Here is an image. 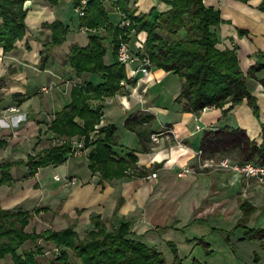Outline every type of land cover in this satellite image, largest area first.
<instances>
[{"label":"crops","instance_id":"0c3cea01","mask_svg":"<svg viewBox=\"0 0 264 264\" xmlns=\"http://www.w3.org/2000/svg\"><path fill=\"white\" fill-rule=\"evenodd\" d=\"M130 1L132 7L138 8L137 12L152 9V17L168 8L161 0ZM263 1L205 0L221 11L223 21L216 28L219 46H236L245 73L255 63L264 62V57L258 55L259 51H264V10L259 8ZM25 6L28 7L27 23L34 35L29 40L30 48L24 41L11 51L5 52L0 46V77H5L1 89L3 100L0 102V164L26 159L29 154L55 143L52 139L56 134L49 129L55 112L69 103L74 83L93 78L91 73L78 76L73 67L65 62V54L73 43H88L87 30L80 25L73 0H58L56 4L51 0H27ZM55 19L68 25L69 31L66 40L54 47L53 58L41 68L42 42L38 38L45 37L51 30L44 29L43 35L39 31L43 21ZM239 29L247 32L241 34ZM146 36V32H141L129 42L138 46L144 43ZM106 56V62L113 61L112 50ZM135 66L126 65L130 89L123 88L105 99L101 125L109 122L117 125L119 144L115 145V149L124 156L139 141L137 132L125 124L129 115H153L146 125L155 132L165 127L172 129V142L163 138L156 143L150 138L145 141L148 149L136 152L137 170H148L147 174L102 179L99 171L90 168V147H86L81 154L68 157L60 164L41 166L35 173H30L29 166L24 163L14 164L10 169L12 182H0V205L3 208L23 207L34 218L48 215V226L44 229L56 225V229H60L72 223L81 236L94 229L93 214H100L108 225L119 226L129 221L132 237L162 251L160 247L167 239L164 234L174 228V223L175 228L207 223L208 230L204 236L225 229L215 225L220 221L228 225L224 231H242L240 226L239 230L236 227L243 214L241 204L247 201L255 207L249 214L248 225L262 230L259 234L264 236V185L245 179L230 169L204 166L203 162L207 160L219 161L223 157L215 159L217 153L209 154L200 149L203 132L215 127H240L252 139L263 140L264 67L256 77L248 78V86L257 97L259 120L247 100L226 114L222 108L215 106H207L200 112L185 110L183 103L176 100L181 86L172 93L153 92L154 87L165 79L171 80L172 71L152 65L147 77L135 74ZM43 85L51 86V89L42 92ZM146 86L148 91L142 93L141 100L137 92ZM15 92L21 93V97H15ZM230 105L231 102L227 103L225 108ZM199 150L202 152L199 153ZM186 166H191L192 172L179 175V170ZM154 171L156 176L152 175ZM55 174H60L62 179H56ZM73 176L77 178L76 182H68L67 178ZM184 214L188 215L186 222L182 219ZM244 236L239 234L236 240L243 242L244 238H248ZM194 238L198 237L191 239ZM194 243L196 241L190 244L191 251L196 247ZM50 246L44 254L38 255L44 264H83L73 256L71 248H66L69 254L67 263L57 260L60 250L53 244ZM47 251H53L52 257L42 259ZM259 258L262 255L255 256L256 260Z\"/></svg>","mask_w":264,"mask_h":264},{"label":"trees","instance_id":"16d2710c","mask_svg":"<svg viewBox=\"0 0 264 264\" xmlns=\"http://www.w3.org/2000/svg\"><path fill=\"white\" fill-rule=\"evenodd\" d=\"M27 0H0V46L4 51H11L21 41L30 48L32 35L28 23ZM58 0H51L56 4ZM168 8L152 17L149 12H139L131 6L130 0H88L85 14L80 16V25L87 28L88 43H73L65 54L78 76L84 73H96L100 81L86 79L72 85L70 101L61 110L55 112L49 129L58 139L48 147L29 154L26 159L7 161L0 164L2 177L0 182H12L10 169L14 164H26L30 173L39 167L63 163L69 156L74 140L84 139L90 168L99 171L102 179H113L125 175H146L148 170L138 171L137 151L147 150L145 141L151 138L146 124L153 119L151 114H131L125 124L135 130L139 141L121 155L115 149L119 144L117 125L109 122L101 125L104 114V101L119 93L123 88L122 81L128 80L126 65L117 58V49L121 41H130L141 32H146L144 49H134L141 56L147 55L152 65L178 74L183 82L181 92L176 98L183 103L185 110L200 112L207 106L220 107L228 113L244 100L259 116L257 97L248 86V78L256 77L263 69L264 62L255 63L245 73L241 68L236 46L222 48L216 28L223 21L221 11L205 0H161ZM81 0H73L74 6ZM264 10V1L259 5ZM122 18L113 22V14ZM124 18V19H123ZM126 20L129 23H124ZM51 32L38 39L42 42L40 66L53 58V49L67 38L69 26L62 20L43 21L40 34L44 29ZM247 31L239 29L243 34ZM110 41L113 61L106 62ZM264 57V51L258 52ZM5 77H0V91ZM264 81V79H263ZM15 97L21 93L15 92ZM3 100L0 95V102ZM231 102L228 108L225 105ZM138 124V125H137ZM262 142L252 139L243 128L231 126L215 127L203 132L200 149L209 154L225 153L236 149L241 152V161L254 160L264 163V122ZM243 217L238 226H246V217L255 210L250 203L243 201ZM39 211V209H37ZM32 213L23 207L3 208L0 205V263L11 256L13 264H44L38 255L46 251L45 243H51L60 251L56 259L67 263L69 254L66 248L73 250V256L83 264H168L162 251L146 242L132 237L129 221L119 226L108 225L100 214L91 216L94 229L81 236L74 224L56 229L47 228L41 231L27 230ZM246 237H257L260 229L249 228ZM244 236V237H245ZM202 241V240H200ZM31 246H26L28 243ZM176 254L174 263L180 260L178 249L170 242ZM193 264H203L195 260Z\"/></svg>","mask_w":264,"mask_h":264},{"label":"rangeland","instance_id":"374dc122","mask_svg":"<svg viewBox=\"0 0 264 264\" xmlns=\"http://www.w3.org/2000/svg\"><path fill=\"white\" fill-rule=\"evenodd\" d=\"M74 10H75V6H74ZM138 13L139 12H136V14ZM112 18H113L112 19L113 22H115V21H119L120 18H122V16L120 14L115 13L113 14ZM107 44L109 45L108 52H107L108 54L111 52V44L109 40H107ZM130 44L133 45L132 43ZM132 47H134L135 50L139 49L137 46H134V45ZM91 75L93 77L92 78L93 80L95 81L101 80V76L99 74L92 73ZM170 76L172 77L171 80L165 79L162 84H158V86L154 87L153 92L156 91L158 93H172L174 89L179 88V86H181L182 88V78L174 72L170 73ZM36 79L37 78H35V80ZM147 91H148V87L146 86L145 88H142L141 91L137 93H140V92L146 93ZM1 93L2 92L0 91V95ZM255 116L260 120V115L257 116L255 114ZM52 140L56 141L55 138H53ZM261 142H258V143H261ZM216 155L217 157L215 159H218L219 157H228L232 161H241V152L236 149L226 151L225 153H217ZM187 167H189L191 169L190 172H192L193 168L191 166H187ZM209 167H216V166H209ZM42 216L43 218H40V219L34 218L32 216L31 222L27 226V229L29 231H32V230L41 231L42 229L46 228L48 226L47 220L49 219V216L48 215L47 216L42 215ZM187 216L188 215L186 214L182 216L183 222L187 221L188 219ZM242 217H243V214L241 215V218ZM249 218L250 216L248 215L246 217V222H245L246 226H242V225L240 226V229L242 231H236V233H234V231L230 233L228 231H224V230H227L228 225L227 223H223L222 221H220L218 223H215V225L217 224V226H220L225 229H222L220 231L215 230L216 233H214V235L208 234L206 236H204V234H207L206 233L208 230L206 229L207 223L206 225H204L203 222L202 223L199 222L198 224H195V225L185 224L184 226L182 227L180 226L179 228H175V223H174V228H172L171 231H167L166 234H164L165 235L164 237L167 239H164L165 241H163L160 249L162 250L168 264H193L195 260H198L202 262L203 264H261L264 261V246H263L264 236L261 237L260 236L261 234H259L257 237L244 238L246 240H244L243 242H238V240H236L237 237H239V234L244 235L245 234L244 230L251 228L248 225ZM237 223L238 221L236 222V224ZM57 227L58 225L54 226V228H57ZM236 228L239 230V226ZM194 236H197L198 238L191 239ZM169 239L173 240L176 247H178V250H179L178 255L180 257V260L177 263H174L176 254L171 246V243H170L171 241H168ZM209 240H211L210 244L208 243ZM192 241H196V243H194V245H196L194 251H191L190 244ZM31 245L32 243L29 242L26 246H31ZM50 245L46 243V248L50 249L51 248ZM52 252L53 251H47L46 254L42 257V259H44L45 257L47 258L52 257L51 256ZM259 255H262V258H259L256 260L255 256H259ZM0 264H13L11 256H8L5 259H3ZM57 264H60V263H57Z\"/></svg>","mask_w":264,"mask_h":264},{"label":"built area","instance_id":"2783aa9c","mask_svg":"<svg viewBox=\"0 0 264 264\" xmlns=\"http://www.w3.org/2000/svg\"><path fill=\"white\" fill-rule=\"evenodd\" d=\"M88 0H81V2L78 5H75V10L79 14V16H82L85 14V8L87 5ZM124 23H129V21H125ZM85 30H87L86 27H83ZM139 49L144 48V43L141 42L138 46ZM117 58L118 60L125 64V65H132L135 64L134 73H141L145 76L150 75V69L152 66V61L150 58L145 55L141 56L137 51H133L131 49L130 43L128 41H121L118 49H117ZM122 84L124 86L125 90L130 89V85L128 84L127 80H123ZM51 89V86L43 85L40 89L42 92H48ZM133 93V92H131ZM137 96L139 99L143 100V94L142 92L137 93ZM13 109H16L14 107ZM197 128L199 129L200 126L198 125ZM172 129L170 127H165L162 131L152 132L151 138L154 142L159 143L161 139H165L166 141H171L172 139ZM56 139V138H55ZM58 141V139H56ZM85 141L84 139L81 140H74L73 141V147L71 151L68 153V156H74L81 154L82 151L85 149ZM202 151L199 150V153ZM204 166H216L221 168L230 169L234 173L242 176L245 179L253 180L254 182L258 184L264 185V163L255 162L254 160H247V161H232L228 157H223L219 161L214 160H207L203 162ZM191 169L189 167H183L182 170L179 171V175H184L187 172H190ZM153 176L157 175V172L154 171L152 173ZM56 179H62V176L60 174H55ZM77 178L75 176L71 178H67L68 182H76Z\"/></svg>","mask_w":264,"mask_h":264}]
</instances>
